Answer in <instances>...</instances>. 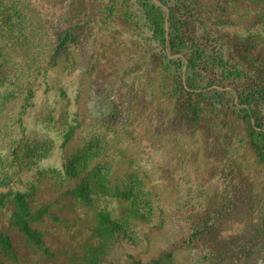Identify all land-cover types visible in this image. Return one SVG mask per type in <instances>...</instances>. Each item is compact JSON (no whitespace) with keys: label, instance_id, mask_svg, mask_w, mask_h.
I'll return each mask as SVG.
<instances>
[{"label":"rangeland","instance_id":"rangeland-1","mask_svg":"<svg viewBox=\"0 0 264 264\" xmlns=\"http://www.w3.org/2000/svg\"><path fill=\"white\" fill-rule=\"evenodd\" d=\"M162 7L177 53L137 0H0V264H264V0Z\"/></svg>","mask_w":264,"mask_h":264},{"label":"trees","instance_id":"trees-1","mask_svg":"<svg viewBox=\"0 0 264 264\" xmlns=\"http://www.w3.org/2000/svg\"><path fill=\"white\" fill-rule=\"evenodd\" d=\"M138 3L144 8L146 18L150 22V27L153 32V35L159 39L163 44L168 45L171 51L178 52V35L174 34L173 31L166 28V23L168 20L175 17L174 13L171 12V15L166 18L163 10V5L168 4V0H137ZM172 24L174 22H171ZM75 37L70 31H65L59 35L58 45L56 47L57 51L65 48L68 43L73 41ZM190 65H195V60L190 61ZM185 85L188 87L191 93H199V84L196 79L187 75L185 78ZM238 111L243 116V118L249 121V127L247 128V139L251 144V147L256 151L257 155L264 159V84H258L257 86H251L248 91H242L238 96ZM198 108V109H197ZM194 109L199 110V106L196 105ZM195 110V113L197 112ZM74 167L68 170L67 174L69 178H75L78 175V172H74ZM81 172H83L81 170ZM104 184V182H101ZM3 182L0 180V185ZM5 185V184H4ZM81 197L89 198L90 188L86 187H77ZM1 196V195H0ZM16 198L18 200V209L14 212L15 217H23L24 213L30 212V208L22 200V194L17 192ZM128 214L137 215L135 209H128ZM107 213L100 212V218L104 225L110 226V218ZM116 222V220H114ZM23 228L28 234H32L31 228L28 225L27 221L21 219ZM2 240L5 243H8L7 237L1 235ZM94 252V247L90 248ZM215 253V252H214ZM93 256V253H91Z\"/></svg>","mask_w":264,"mask_h":264}]
</instances>
